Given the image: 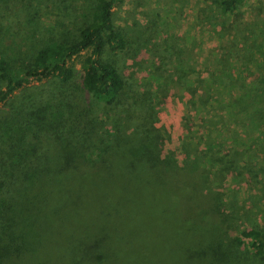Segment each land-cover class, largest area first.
I'll list each match as a JSON object with an SVG mask.
<instances>
[{
  "label": "trees",
  "instance_id": "trees-1",
  "mask_svg": "<svg viewBox=\"0 0 264 264\" xmlns=\"http://www.w3.org/2000/svg\"><path fill=\"white\" fill-rule=\"evenodd\" d=\"M213 1L222 14L231 16L245 0ZM123 2L0 0V111L13 95L34 82L54 81L71 86L79 75L75 63L78 61L83 70V90L109 109L113 123L112 131H108L90 109L72 115L70 108L69 113L63 106L40 105L32 112L31 119L36 122H31L35 129L29 146H20L12 137L0 150V171L12 186L16 181V187L31 180L47 183L44 210L39 204L28 210L34 211L30 225L37 231L39 243L48 248L53 264H143L139 260L141 252L131 239L125 254L120 226L114 230V236L124 247H112L110 229L96 228L80 220L90 214L82 201L98 195L102 202L98 213L106 216L111 214L108 208L115 201L113 195L126 194L128 189L134 191L130 196L132 203L140 199L142 202L141 215L135 210L127 214L131 218L129 230L157 227L161 223L166 230H175L182 239L173 255L176 264H264V231L245 227L236 229L231 238L221 233L222 225L236 228L234 223L240 217L237 210L234 218L224 217L222 200L215 198L223 183L222 175L230 167L211 155V151H216L213 141L202 156L208 167L203 166L196 185H190L186 173L183 174L186 171L163 157L162 135L145 125L149 111L140 107L133 85L124 78L114 59L128 51L130 44L124 30L114 22V11ZM33 4L39 13L42 9L47 11L49 23L41 22L35 31L42 36L39 44L25 49L26 41L22 40L21 48L11 40V34L17 22L25 21ZM31 22L34 25L36 20ZM220 80L225 88V79L221 76ZM233 107L245 115L241 104ZM114 110L124 112L118 115ZM254 115L244 116L247 121L242 128L248 130V119ZM7 125H0V130L4 131ZM31 146L35 148L29 152ZM25 167L31 168L24 172ZM54 174L64 178H54ZM56 183L70 189L63 190ZM9 186L6 178L0 177V264H30L26 261L25 237L16 232L13 214L20 212L13 210ZM71 190L75 192L70 194ZM112 212L120 213L117 207ZM164 241L167 240L161 237L160 243Z\"/></svg>",
  "mask_w": 264,
  "mask_h": 264
},
{
  "label": "rangeland",
  "instance_id": "rangeland-1",
  "mask_svg": "<svg viewBox=\"0 0 264 264\" xmlns=\"http://www.w3.org/2000/svg\"><path fill=\"white\" fill-rule=\"evenodd\" d=\"M29 12L24 22L16 23L11 34V40L21 48H24L22 40L26 41L25 49L39 44L42 36L35 31L41 22L49 23L47 11L42 9L39 13L33 4ZM31 20L36 23L33 25ZM114 22L130 42L128 51L114 59L124 78L133 85L140 107L149 111L145 125L162 135L163 157L185 170L183 174L186 173L188 183L196 185L194 182L199 180L203 166L208 167L202 156L213 141L216 151H211V155L230 167L222 175L223 183L215 198L222 200L224 217L234 218L236 210L240 217L234 223L236 228L222 225L221 233L231 238L236 229L245 227L264 231V0H245L231 16L222 14L213 0H124L114 11ZM75 63L79 75L71 86L54 81L34 82L2 106L0 125H9L0 130V150L12 137L20 146L21 143L29 146L35 129L31 122H36L31 119L32 112L40 105L63 106L69 113L70 108L72 115L90 109L105 124V129L112 131L111 112L83 90L82 65ZM221 76L227 83L225 88ZM233 104H241L248 117L250 113L255 114L248 119V130L242 128L247 121L245 115L234 109ZM123 112L114 110L118 115ZM34 148H28L29 152ZM30 168L25 167L24 172ZM0 177H5L11 185L7 190L14 201L13 210L20 212L13 214V218L16 232L25 237L26 261L53 264L48 248L39 243L37 231L30 225L34 211L28 210L34 204L44 210L47 183L31 180L16 187L18 181L12 186L4 172L0 171ZM54 178L64 177L54 174ZM56 184L63 190L70 189L66 184ZM72 190L70 194L75 192ZM132 193L128 189L126 194L113 195L115 201L108 208L111 214L106 216L98 213L102 203L98 195L82 201L90 214L81 216L80 220L96 228L110 229L112 247H124L114 234L120 226L125 254L131 239L141 252L139 260L143 264H176L173 255L182 239L175 230H166L162 223L157 227L148 225L129 230L131 218L127 214L135 210L141 215L142 208L141 199L138 203L130 201ZM113 207L120 213L112 212ZM161 237L166 243H160ZM114 259L119 263V259Z\"/></svg>",
  "mask_w": 264,
  "mask_h": 264
}]
</instances>
